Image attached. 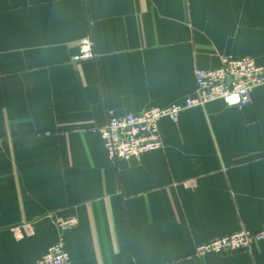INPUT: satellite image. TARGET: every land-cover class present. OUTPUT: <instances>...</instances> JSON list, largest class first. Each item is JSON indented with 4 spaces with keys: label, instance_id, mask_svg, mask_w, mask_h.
<instances>
[{
    "label": "crops",
    "instance_id": "1",
    "mask_svg": "<svg viewBox=\"0 0 264 264\" xmlns=\"http://www.w3.org/2000/svg\"><path fill=\"white\" fill-rule=\"evenodd\" d=\"M224 55L264 67V0H0V264L35 263L72 217L73 264H264V242L196 253L264 225V85L164 118L139 159L99 132L194 96Z\"/></svg>",
    "mask_w": 264,
    "mask_h": 264
},
{
    "label": "built area",
    "instance_id": "2",
    "mask_svg": "<svg viewBox=\"0 0 264 264\" xmlns=\"http://www.w3.org/2000/svg\"><path fill=\"white\" fill-rule=\"evenodd\" d=\"M94 41L86 38L77 59L96 56ZM215 68L196 67L195 95L183 102L154 107L140 113L112 114L99 128L105 149L112 160L139 159L143 154L163 147L160 123L164 118L178 122L180 113L189 108L204 106L221 100L230 106L243 107L252 102V91L264 85V67L250 57L224 55ZM79 223L72 217L58 221V240L33 264H73L66 247V233ZM264 242V225L257 231L243 229L213 240H207L196 248V253L228 254L249 252L255 243Z\"/></svg>",
    "mask_w": 264,
    "mask_h": 264
}]
</instances>
